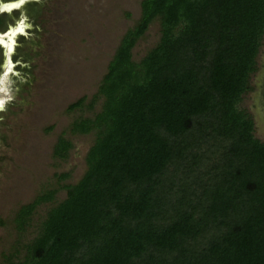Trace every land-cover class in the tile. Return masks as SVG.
Masks as SVG:
<instances>
[{
    "label": "trees",
    "instance_id": "16d2710c",
    "mask_svg": "<svg viewBox=\"0 0 264 264\" xmlns=\"http://www.w3.org/2000/svg\"><path fill=\"white\" fill-rule=\"evenodd\" d=\"M153 19L158 40L134 61ZM263 33L264 0H140L99 110L70 125L94 130L84 172L0 264H264V142L239 106ZM70 146L58 136L52 154ZM54 192L18 206L17 232Z\"/></svg>",
    "mask_w": 264,
    "mask_h": 264
},
{
    "label": "rangeland",
    "instance_id": "374dc122",
    "mask_svg": "<svg viewBox=\"0 0 264 264\" xmlns=\"http://www.w3.org/2000/svg\"><path fill=\"white\" fill-rule=\"evenodd\" d=\"M139 1L42 0L39 14L26 20L32 25L27 54L17 79H9L13 99L0 113V253L34 236L46 210L64 198L63 185L75 183L84 172L94 130L75 133L70 125L99 110L100 96L88 104L121 35L139 17ZM158 37L153 19L131 48V59L137 61ZM80 97V106L67 109ZM239 106L252 118L253 136L264 142V33ZM58 136L71 143L64 158L52 154ZM49 189L55 190L52 199L37 204L28 225L17 232L13 216L18 206Z\"/></svg>",
    "mask_w": 264,
    "mask_h": 264
},
{
    "label": "flooded vegetation",
    "instance_id": "af4514ba",
    "mask_svg": "<svg viewBox=\"0 0 264 264\" xmlns=\"http://www.w3.org/2000/svg\"><path fill=\"white\" fill-rule=\"evenodd\" d=\"M5 1L8 0H4V2ZM21 12H23L28 19V17H36L40 12V8L35 2V0H32V2L25 4L21 9L13 10L11 15H9L8 13H0V33H3L9 26L15 27L17 22L20 20ZM25 32L27 33V36L23 34H17V36L14 37L16 44L13 46L14 48L13 52L10 53V59L13 65L12 71L8 72L7 78H5L2 83H0V87H4L7 89V95L10 92L9 90L11 89L9 79L12 77L17 79L16 73L20 70V66L24 62V59L27 54L26 53L28 49L27 40L29 39L28 35L30 34L28 33V28L25 29ZM5 42H7V40ZM3 51H4V47L0 46V74L5 69V67H3L4 65ZM17 61H19V63H17ZM3 95H5V93L0 92V96ZM1 124L2 123L0 121V125Z\"/></svg>",
    "mask_w": 264,
    "mask_h": 264
},
{
    "label": "clouds",
    "instance_id": "9594fccd",
    "mask_svg": "<svg viewBox=\"0 0 264 264\" xmlns=\"http://www.w3.org/2000/svg\"><path fill=\"white\" fill-rule=\"evenodd\" d=\"M32 2V0H8V2H4V0H0V13H8L11 15L13 10H19L21 9L25 4ZM36 3H41L42 0H35ZM27 17L24 15L23 12H21L20 20L17 22L15 27L9 26V30L7 33H4L0 35V45H3L6 49L5 52V64L3 67L6 68V71L3 74V77H0V83L3 82V79L7 78L8 72L12 71V61L10 59V53L13 52L14 48L13 46L16 44V41L14 37L17 36V34H23L27 36V33L25 32L26 28H31L32 25L26 23ZM4 36L8 37V41L5 42ZM19 63V61H17ZM26 66V65H25ZM17 75H19L17 73ZM23 82V81H22ZM0 92L5 93V95L0 96V112H5L6 105L13 99L11 96L7 95V89L4 87H0ZM0 120H3V117L0 116Z\"/></svg>",
    "mask_w": 264,
    "mask_h": 264
},
{
    "label": "water",
    "instance_id": "95a60500",
    "mask_svg": "<svg viewBox=\"0 0 264 264\" xmlns=\"http://www.w3.org/2000/svg\"><path fill=\"white\" fill-rule=\"evenodd\" d=\"M5 2H8V1H5ZM8 30H9V27H8L3 33H0V35H2V34H4V33H7ZM3 38H4L5 41H6V40L8 41V37H7V36H4ZM0 46L4 47L3 45H0ZM5 52H6V49H5V47H4V51H3L4 64H5V60H6ZM5 71H6V68H5V69L3 70V72L0 74V77H3V74H4Z\"/></svg>",
    "mask_w": 264,
    "mask_h": 264
},
{
    "label": "bare ground",
    "instance_id": "6f19581e",
    "mask_svg": "<svg viewBox=\"0 0 264 264\" xmlns=\"http://www.w3.org/2000/svg\"><path fill=\"white\" fill-rule=\"evenodd\" d=\"M4 80V79H3Z\"/></svg>",
    "mask_w": 264,
    "mask_h": 264
}]
</instances>
